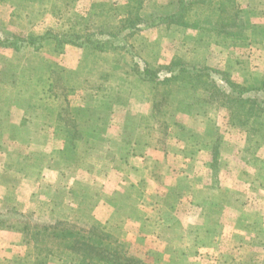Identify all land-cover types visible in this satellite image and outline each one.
Instances as JSON below:
<instances>
[{"label":"rangeland","instance_id":"374dc122","mask_svg":"<svg viewBox=\"0 0 264 264\" xmlns=\"http://www.w3.org/2000/svg\"><path fill=\"white\" fill-rule=\"evenodd\" d=\"M176 1L0 0V28L14 34H25L22 32L24 29L22 33L17 30L22 22L26 24L28 21L37 24L34 27L32 25L33 30L45 33L47 29L60 27L62 22L70 20L76 31H85L90 26L92 29L102 26V30H106L118 26L119 20L125 16H146L170 10V4ZM238 1L243 6L251 1L254 12H264V0ZM10 12L19 14L8 18ZM207 13L208 8L200 5L183 20L188 25H201ZM57 14L61 15L62 21L55 16ZM259 14L256 13L253 18L251 31L241 36L214 34L209 44L200 43L203 34L196 29L174 25L160 30L149 24L141 25V35L136 43L142 41L146 44L145 49L140 46L141 55L153 65L163 68L171 64L175 54H186V59L190 60L193 56L194 61L224 70L234 83L244 85L246 80L264 70V19ZM37 21H41V24ZM136 43L133 42L137 49L139 46ZM51 44L54 45L52 40L47 41L42 52L45 58L56 61L55 54H58L50 47ZM87 49L91 54L89 68L85 69L83 65L80 71H73L67 69L71 66L70 62H66L67 68L58 64L59 69L64 70L60 73L64 75L59 77V86L63 81H68L67 86L59 91L58 99H46L53 108L41 109L39 114L44 118L32 113L36 115L34 121L23 127V107L17 104L24 106V103L17 101L5 85L19 75L37 81L46 72L33 70L35 58L33 62L17 63L21 66L13 68L16 56L13 51L0 46V180L8 184L22 180L16 189H20L16 214L7 212L11 217L2 216L4 221L0 220V230L14 231L9 227L11 224L24 222L26 233L36 242L30 243V247L28 245L25 259L18 264H40L36 262L42 260L38 255L40 250L45 255L46 264H264V135L251 128L246 116L237 109L217 110L203 106L201 103L210 101L209 95L192 91L186 75L150 91L147 83L116 70L113 57L102 55L95 58V50ZM56 69L55 72L58 71ZM47 75H51V72ZM123 90H129L128 96L122 97L120 92ZM111 91L112 94L117 92V96L121 95L115 99L120 101L112 103L106 98ZM129 97L144 101L152 98L157 100L161 108L157 109L162 112L161 120L170 122L165 128L158 126L154 132L128 129L129 144L144 139L158 149H163L166 144L165 149L170 153L179 147L181 151L183 146L184 154L188 158V155H192L191 161L177 159L168 153L165 159H158L148 168L149 165L142 161L145 151L142 146L136 147L132 154L134 159L137 157L142 162L134 159L127 161L120 156L114 139H107L104 120L106 122V110L122 106ZM32 105L36 108L37 104ZM74 108L78 109L75 117L81 125L76 130L94 134L100 142L92 140L96 137L86 134L79 139L82 146L57 145L64 147V152L61 157L57 154L54 159H51L55 157L52 154L54 156H50L49 164L53 167L66 164L65 173L59 177L49 172L45 182L32 186L29 182L24 183L23 176L28 169L25 156L37 148L33 146L34 150L31 151L32 146L26 144L32 132L52 131L49 124L54 123L55 114L57 118L58 113L66 111L65 115L69 116ZM38 118L43 119V127ZM83 123L89 126L99 124L101 127L84 129ZM173 124H186V128L169 130ZM109 133L111 135L110 130ZM64 135L63 132L59 134ZM160 139L165 141L161 142ZM215 141L219 142L221 150L217 163L213 158ZM200 146L205 149L202 153ZM48 147L52 150L56 146L52 144L46 149ZM37 151L40 152L39 149ZM204 151L209 152V156ZM76 152H85L82 162L72 158ZM196 152L198 155H195ZM208 159L209 168L206 166ZM83 163L89 166V171L79 178L90 189L77 194L73 184L76 178L74 174ZM187 163L192 165L190 173L193 174L190 176L193 182L191 186L181 184L179 190L173 193L174 209L171 213L175 212V215H168L167 208L173 207H166L164 203L167 201L156 197L155 191L139 198L135 196V187L127 191L124 188L127 184H120L123 176L131 182L139 180L140 174L132 170H140L141 175L155 172V175L161 176L167 169L168 183L173 184L174 176L184 173ZM191 189L192 193L188 191ZM195 189L201 191L198 193ZM163 190L158 189L161 196L165 193ZM198 196L204 200L201 211L191 203ZM104 197H112L110 201L116 208L113 209L116 216L106 226L100 222L102 212L98 208ZM206 206L212 207L206 211ZM103 209L107 217L113 212L105 206ZM184 216H187L186 221ZM32 220L36 223H32ZM43 225L71 228L75 234L67 237L66 241L55 239L52 230ZM5 236V244L16 240L13 236L6 240L10 235ZM99 238H102L103 247L109 250H98L93 246Z\"/></svg>","mask_w":264,"mask_h":264},{"label":"trees","instance_id":"16d2710c","mask_svg":"<svg viewBox=\"0 0 264 264\" xmlns=\"http://www.w3.org/2000/svg\"><path fill=\"white\" fill-rule=\"evenodd\" d=\"M200 5L208 8L203 23L201 25H188L185 23L184 17ZM170 7V10L165 12H157L146 16L142 14L128 16L127 18L125 16L119 20L118 26L106 30H102V26H97L96 29H92L90 28L92 26H90L85 31H76L70 20L62 22L60 27L58 25L55 28L47 29L42 35L14 34L0 28V46L13 51L16 56L12 63L13 68L18 65L17 63L22 64L23 61L33 62L35 58L33 70L38 72L40 69L47 74L51 72V75L44 73L37 81L32 77L19 75L5 85L13 92L17 101L24 103V106L23 104H17L19 107H23L24 111L22 126L26 127L34 121L36 115L32 113L39 114L41 109L53 108L49 106L46 99L49 97L58 99L59 91L63 89V86H67L68 81H63L61 86L58 83L60 75H64L60 73H63L64 70L59 69L56 61L50 60L48 57L45 58L42 52L44 44L52 40L54 51L57 53H61L62 47L67 45L80 49L92 48L96 52L95 58L102 55L113 57V61L117 66L116 70L129 73L138 78L139 81L147 83L150 91L158 89L161 84L186 75L191 82L192 91L209 95L210 101L201 103L203 106L214 107L217 110L224 108L237 109L246 116L251 128L264 135V70L261 74L246 80L244 85H237L232 81L229 73L198 63L194 61L193 56L190 60L186 59V54H175L169 66L161 68L153 65L141 55L140 46L145 49L146 44L142 41L136 43L141 35V25L149 24L151 27L160 30L174 25L181 28H193L203 34L200 43L209 44L214 34L226 33L241 36L251 31L256 13H260L261 15H259L264 19V12H254L255 8L251 1L243 6L238 0H177L171 3ZM61 15L63 17V12H61ZM61 15L57 14L55 16L62 21ZM109 17L110 15L107 16V19ZM133 42L138 44L139 48L136 49ZM21 64L18 66H21ZM56 68L60 72H55ZM261 96H263L262 99ZM32 103L40 106L37 107L36 105V108H34ZM39 115L44 118L43 115ZM38 119L39 124L42 126L43 119ZM12 129L15 130L13 127ZM1 138L2 136H0V140ZM214 143L213 158L214 162L217 163L221 150L219 142L215 141ZM43 226L52 230V236L55 239L66 241L67 237H73L75 234L71 228L56 225ZM9 227L13 228L11 225ZM96 243L93 246L98 250L103 248L109 250L107 247H103L102 238L96 239ZM88 246L92 247L90 243H88ZM38 255L41 256L43 261L37 260L36 262L46 264L45 258H43L45 255L41 250Z\"/></svg>","mask_w":264,"mask_h":264},{"label":"crops","instance_id":"0c3cea01","mask_svg":"<svg viewBox=\"0 0 264 264\" xmlns=\"http://www.w3.org/2000/svg\"><path fill=\"white\" fill-rule=\"evenodd\" d=\"M19 14V12H10L8 18H14V16L16 14ZM22 13V12H20ZM29 17V16H28ZM37 23L41 24V21H37ZM18 24H20L18 22ZM33 23H29L28 21L26 22V24H24V22H22V24H20V26L18 27L17 31H20L22 29H24L22 32H25V34H32V35H42L44 34L42 31H35L33 30V27L36 26L35 24L33 25ZM21 32V33H22ZM51 42H48V44H50ZM53 51H54V45L51 44V46ZM10 51V50H8ZM55 52V51H54ZM58 55L55 54L56 56V63L59 64L60 66L67 68L66 66V62H70L71 66L68 67L67 69L73 70V71H80L81 68L84 65V68L87 69L89 68V56H91V54H89L88 49H74L73 47H62V52L61 53H57ZM1 63V61H0ZM83 69V68H82ZM116 93V94H115ZM112 94V91L110 92V94L106 97L107 99H110L109 101H112V103L120 101V100H115L117 97H124V96H128L129 94V90H123V92H120L121 95L117 96V92H115ZM7 98H8V94ZM110 96V97H109ZM136 97H133L130 99H126L125 103L122 104V106H117V108H113L110 107L108 109V111L106 110L107 107L104 109V111L106 110V122L104 120L105 123V134L108 136V140L110 141V139H114V143H115V148L117 149V151H119L120 156H122V158L124 160L129 161V159H134L132 157L133 154V150L135 149L136 151V147H140L142 146L144 153H143V158L142 161H144V164H148V168L153 165V162H156L158 159H165L166 156L169 154H171L172 156H176L177 159H182L184 161H191L192 158L190 159V156L192 155H188L189 158L184 154V149L183 146L181 147V151H180V147L175 149L174 151H172V153L168 152L167 149H165L166 144H164L163 149H158L154 144H152L151 142H148L146 140H135V142H133V144H129L130 142H128V138H127V130L128 129H132V128H137V130H144V131H148V132H154L157 130L158 126H169L168 123L170 122H165L161 120L162 117V112L161 110L158 111L157 108L161 109L158 106V102L157 100L155 101L153 98L149 99L148 101H144V100H138L135 99ZM5 99V98H4ZM7 101V99H6ZM130 106L131 108L127 107ZM133 109V111H132ZM57 113V111H56ZM71 115L67 116L66 111H62L60 113H58V116L56 118V114H55V118H54V125L53 124H49V127L52 128V131H48V132H41L40 130H35L32 132L30 140L26 143L29 146H32V150H34V147H37L35 149L34 152H32L31 154H28L25 156V164L28 167L27 172H25L24 176H23V182L27 183L29 182L32 186V184H40L45 182V178L48 177L50 173H53L55 176H59L61 177V174H64L67 167L66 164L63 167H58L55 166L53 167L51 164H49L50 161V156H54L55 157H51V159L56 158L57 154L60 155V157L62 156L63 152H64V147H58L57 145H61V146H65V145H74L75 148L76 146H82L81 142L79 141L80 138H82L84 135H86L88 132H86L85 130L80 132L77 131L76 128H81V125L79 124L78 120L76 119L77 117V113H78V109L74 108V112L70 111ZM107 113H108V119H107ZM76 116V117H75ZM161 116V117H160ZM56 119V120H55ZM2 123V122H0ZM13 125H10L9 127L12 128ZM83 128L86 129H91V128H99L101 127L99 124L95 125V126H89L86 125L85 123L82 124ZM43 127V126H41ZM40 128V127H38ZM186 128V124L182 125V124H178L175 125L173 124L171 126V129L169 130H177V129H185ZM114 129H117V131H115ZM109 130L111 132V135L109 133ZM65 133L64 136H59V134ZM76 132V133H75ZM88 137H96V139H92V140H97L98 142H100L97 139V136H95L94 134H87ZM78 137V138H77ZM87 141V140H86ZM161 142L165 141L163 139H160ZM197 141V140H196ZM193 143V141H192ZM54 144L56 147L51 150L46 149V146L52 145ZM34 146V147H33ZM37 149H39L40 152L37 151ZM179 149V150H178ZM200 153H202L203 150H205L202 146H200ZM165 152H164V151ZM55 152V153H53ZM85 153V152H84ZM83 152H76L73 153V159L75 158L76 161H83ZM205 154H207L209 156V152L204 151ZM27 154V153H26ZM54 154V155H52ZM136 155V154H135ZM183 155V156H182ZM195 155H198V153L196 152ZM139 156V155H137ZM207 156V157H208ZM210 159V158H209ZM209 159L206 162V166L209 168ZM134 160H137L139 162H142L140 160H138L137 157H135ZM78 165H80V162H78ZM141 165V164H140ZM169 168V167H168ZM192 168L191 164H185L184 167V173L182 174H177L175 177V181L173 184L168 183L167 177L169 175V170L167 169V171L165 172V174L163 173L161 176H157L155 175V172L153 173H148L145 172L141 175L140 170H132L137 172V175L140 174L139 176V180L136 182H131L130 180H128L127 177L123 176L120 184L122 185H126L124 186L125 189L128 190H132L133 187H135L137 189V194H135L136 197H143L145 194L150 193V191H155L156 193V197H158L161 200L166 203H164V205L167 207H173V208H167V213L168 215H175L173 212L174 209V205H173V193H176L179 190V187L181 184L186 183V185L191 186L193 179H192V175L193 173H190V170ZM89 166H86L85 163H83L82 166H79L76 170V173L74 174L76 176L73 184L74 187L76 188V192L77 194H82L85 193V190L90 189V187L87 185H83L81 182V178L79 177H84V173L86 171H89ZM181 170V169H180ZM50 172V173H49ZM83 173V174H82ZM134 177V176H132ZM48 179V178H47ZM21 181L17 182V181H12L11 183H4L0 180V220L4 221L3 217L10 215V213H14L16 214V211L18 209V199H19V194H20V189H17V184L21 183ZM85 182V181H84ZM86 183V182H85ZM137 183V184H135ZM135 184V185H134ZM14 185V188L12 187ZM154 185V187L152 186ZM78 186V187H77ZM150 186V190L148 189ZM81 188H83L81 190ZM119 188L115 189L118 190ZM158 189H164L162 192H165L162 196L159 194L161 192H158ZM203 189V187H202ZM114 190V191H115ZM84 191V192H82ZM190 193H192L193 189L188 190ZM196 192H200V190L195 189ZM130 192V191H129ZM19 195V196H18ZM171 195V198H170ZM112 197H104L102 198L101 204L100 206H98V208L100 209V211L102 212V219L100 220V222L102 224H104V226H106V224L108 222H110V220L116 216V212H114V208L115 205L114 203H112L110 201ZM198 198V199H197ZM160 200V201H161ZM169 202V203H168ZM192 205L195 206L199 211L203 210V206L204 205V200H202V198L200 196L198 197H194L191 201ZM163 205V202H162ZM103 206L108 207L110 209L113 210V212H111L112 214H110L108 217L106 216L105 213V209H103ZM212 206H206V211L208 210V208H210ZM202 208V209H201ZM98 210V209H97ZM116 210V208H115ZM6 211V212H4ZM7 212H10L7 214ZM3 216V217H2ZM185 217V216H184ZM187 216L184 218V220L186 221ZM32 223H36L34 220L31 221ZM1 223V222H0ZM180 225L181 223L178 222ZM11 226H13V230L14 231H2L0 230V264H18V262H22L25 259V256L27 254L28 251V245L30 247V243L31 244H35V240L26 233V228H25V224L24 222H15V224H11ZM187 227H191V226H186ZM198 227V226H196ZM199 230V229H198ZM5 235H10L8 236V238H6V240L11 239V236L15 237L16 240H14L13 242H9L8 244L4 243V237H6ZM34 241V242H33Z\"/></svg>","mask_w":264,"mask_h":264}]
</instances>
